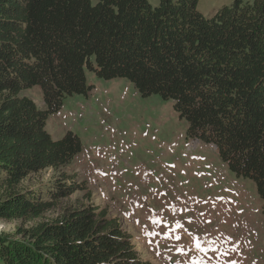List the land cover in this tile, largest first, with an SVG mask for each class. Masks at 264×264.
<instances>
[{"label":"trees","instance_id":"obj_1","mask_svg":"<svg viewBox=\"0 0 264 264\" xmlns=\"http://www.w3.org/2000/svg\"><path fill=\"white\" fill-rule=\"evenodd\" d=\"M198 1L0 0V219L33 221L76 190L62 178L17 188L81 152L77 136L54 140L45 123L66 97L90 93L86 72L172 102L186 137L251 181L264 213V0H233L209 18ZM33 87L45 110L22 95ZM17 232L0 234L1 264H146L91 206Z\"/></svg>","mask_w":264,"mask_h":264},{"label":"rangeland","instance_id":"obj_2","mask_svg":"<svg viewBox=\"0 0 264 264\" xmlns=\"http://www.w3.org/2000/svg\"><path fill=\"white\" fill-rule=\"evenodd\" d=\"M232 1L199 0L196 9L209 18ZM85 78L90 93L66 97L45 123L54 140L68 131L77 136L81 152L17 188L36 191L62 178L76 190L33 221L0 219V234L19 239L17 230L91 206L118 224L146 264H264V213L254 184L236 178L213 146L188 139L172 102L141 98L124 79ZM22 95L45 110L38 88Z\"/></svg>","mask_w":264,"mask_h":264}]
</instances>
